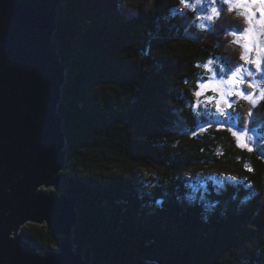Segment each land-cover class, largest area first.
I'll return each instance as SVG.
<instances>
[{
    "label": "trees",
    "instance_id": "trees-1",
    "mask_svg": "<svg viewBox=\"0 0 264 264\" xmlns=\"http://www.w3.org/2000/svg\"><path fill=\"white\" fill-rule=\"evenodd\" d=\"M220 5L200 28L181 0H62L68 159L49 192L78 199L75 246L89 264H264V149L202 130L192 111L199 63L232 68L245 53L231 33L246 15ZM261 103L251 126L264 132ZM251 109L239 102L241 125ZM22 234L42 253L62 238L37 223Z\"/></svg>",
    "mask_w": 264,
    "mask_h": 264
},
{
    "label": "water",
    "instance_id": "water-1",
    "mask_svg": "<svg viewBox=\"0 0 264 264\" xmlns=\"http://www.w3.org/2000/svg\"><path fill=\"white\" fill-rule=\"evenodd\" d=\"M61 5L0 0V264H89L75 246L78 200L41 189L61 186L68 159ZM27 223L46 224L62 237L59 248L40 252L22 234Z\"/></svg>",
    "mask_w": 264,
    "mask_h": 264
},
{
    "label": "rangeland",
    "instance_id": "rangeland-1",
    "mask_svg": "<svg viewBox=\"0 0 264 264\" xmlns=\"http://www.w3.org/2000/svg\"><path fill=\"white\" fill-rule=\"evenodd\" d=\"M221 2L224 0H186L184 3L185 9L197 10L198 14V24L200 28H208L211 22L216 19L220 13ZM231 8L238 9L245 14V19L247 21L248 27L243 33V37L239 39V44L244 47L248 44L250 51H247L244 47L245 61L239 62V67H243V71L240 77L245 81H251L254 85L252 88L247 87V84L233 86L228 83V75L236 67H228L221 57H212L204 62L199 63L202 69L200 78L197 80V87L195 90V102L192 105V111L196 114L203 115L208 123L202 126V130H207L210 125H219L226 130H229L235 137L236 145L247 151H255L256 149H264V132L256 129L253 124L254 113L253 110L256 106L262 105L261 101L264 96V16L261 15L259 9L264 7L262 5L254 11L252 9L253 5H240L236 3V0H229L227 3ZM259 5V4H258ZM184 9V10H185ZM215 9V11H213ZM249 20L251 22H249ZM232 34V33H231ZM219 45L221 43V38H219ZM238 39V38H237ZM251 60L253 62L259 61L261 63V70L257 71L254 63H248ZM212 61L211 64L208 62ZM208 65V68H205ZM224 68L225 71L221 72L220 68ZM234 68V69H233ZM251 70L252 75L248 74L247 70ZM208 82L215 87V91L210 89H201L199 85L201 83ZM200 91L202 95L197 96L196 93ZM237 91H244L247 98L243 96L235 95ZM223 96L227 103H221L220 107L217 108L216 102ZM246 103L247 101L251 103V111H247V124L241 125L243 121V116L237 111L239 102ZM264 154V152H262ZM263 157V155H261ZM145 171L142 173V178L145 177ZM59 187L44 186L42 190L59 189ZM27 223L26 225H28ZM46 225V224H44ZM61 237V236H60Z\"/></svg>",
    "mask_w": 264,
    "mask_h": 264
},
{
    "label": "snow or ice",
    "instance_id": "snow-or-ice-1",
    "mask_svg": "<svg viewBox=\"0 0 264 264\" xmlns=\"http://www.w3.org/2000/svg\"><path fill=\"white\" fill-rule=\"evenodd\" d=\"M185 2H186V0H181V3H185ZM228 2H229V0H224V3H228ZM236 3H238V4H240V5H256V4H259V5L264 6V0H236ZM213 11H215V9H213ZM259 11H260L261 15L264 16V7H261V8L259 9ZM249 22H251V21L249 20ZM246 31H247V30H246ZM232 35L237 36V38H238V39H237V42H239V39L242 38L244 34H243V33H235V32H234V33H232ZM244 47H245V49H246L247 51H250V50H251L248 44H245ZM240 60H241V61H245V60H246V57H245L244 55H241ZM247 62H248V63H254L255 68H256L257 71H260V70H261V63H260L259 61H255V62H253V61H251V60H248ZM208 63L211 64L212 61H209ZM205 68L207 69V68H208V65H205ZM243 70H244V69H243L242 66H241V67H236L234 70H232V71L229 73V75H228V81H227V82H228V83H231L233 86H239V85H243V84L246 83V84H247V87L252 88L254 85L252 84L251 81H245V80H243L242 77H240V74H241V72H242ZM220 71L223 72V71H225V69L222 67V68H220ZM247 71H248V74L251 76V75H252L251 70L249 69V70H247ZM199 87H200L201 89H210V90H212V91H215V90H216L215 87L212 86V85H211L210 83H208V82L201 83V84L199 85ZM234 94H235V95H238V96H243V97L247 98V95H246V93H245L244 91H237V92L234 93ZM196 95H197V96H200V95H202V92L198 91V92L196 93ZM222 102H223V103H227V101L224 100L223 96H221V98H220L219 100H217V102H216V106H217V108L220 107V104H221ZM231 179L235 180L236 177H231Z\"/></svg>",
    "mask_w": 264,
    "mask_h": 264
},
{
    "label": "bare ground",
    "instance_id": "bare-ground-1",
    "mask_svg": "<svg viewBox=\"0 0 264 264\" xmlns=\"http://www.w3.org/2000/svg\"><path fill=\"white\" fill-rule=\"evenodd\" d=\"M43 188V187H42ZM74 198H76V197H74ZM77 199V198H76ZM78 200V199H77Z\"/></svg>",
    "mask_w": 264,
    "mask_h": 264
}]
</instances>
